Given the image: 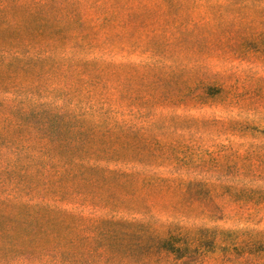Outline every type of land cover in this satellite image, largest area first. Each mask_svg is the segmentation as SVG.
Masks as SVG:
<instances>
[{
    "label": "trees",
    "instance_id": "1",
    "mask_svg": "<svg viewBox=\"0 0 264 264\" xmlns=\"http://www.w3.org/2000/svg\"><path fill=\"white\" fill-rule=\"evenodd\" d=\"M67 1L80 40H72L68 24L56 26L59 45L27 38L12 22L19 12L48 21L53 7ZM164 1L181 6L196 0ZM11 2L0 4V264H264V245L256 248L253 237L242 240L235 231L191 222L211 218L197 211L207 206L201 198L216 202L229 184L193 176L197 166L179 164L167 141L158 150L115 145L117 122L91 123L93 114L68 106L71 92L62 86L69 74H87L105 89V69L114 66L86 53L102 45L76 2ZM140 2L132 0V19ZM98 10L108 21L105 7ZM70 41L77 51L65 48ZM215 81H200L198 97H206ZM48 94L62 97V104L37 103ZM102 95L90 94L98 101ZM104 105L106 118L117 111L109 101ZM96 128L102 130L97 137Z\"/></svg>",
    "mask_w": 264,
    "mask_h": 264
},
{
    "label": "rangeland",
    "instance_id": "2",
    "mask_svg": "<svg viewBox=\"0 0 264 264\" xmlns=\"http://www.w3.org/2000/svg\"><path fill=\"white\" fill-rule=\"evenodd\" d=\"M14 1L24 5L42 0ZM71 1L97 30L102 45L86 53L99 58L101 64L114 66L105 69V89L98 79L87 80V74H69L62 86L71 92L68 106L79 115L86 111L93 114L89 115L91 123L104 121L113 126L117 122L115 145L128 143L131 149L136 145L158 150L167 141L164 146L177 154L179 164L190 160L197 166L193 176L229 184L230 189L220 190L214 204L201 198L207 206L201 205L197 211L204 210L211 218L200 216L191 222L235 231L242 240L253 237L260 242L254 246L261 248L264 0H196L181 6L164 0H141L133 5L137 11L133 19L132 0ZM65 4L69 2L54 6V17L48 21L25 12L11 19L27 38L61 45L56 26L68 24L69 34H74L72 40H80V28L73 25ZM98 6L105 7L108 21L99 17L103 13L99 14ZM71 42L65 48L77 51ZM211 76L217 78L216 84L206 89L208 96L199 98L200 81L208 82ZM97 92L103 94L100 101L90 96ZM11 96L16 102L18 98ZM38 100L62 104V97L50 94ZM106 100L117 110L109 118L101 114ZM101 133L100 128L93 130L96 137Z\"/></svg>",
    "mask_w": 264,
    "mask_h": 264
}]
</instances>
